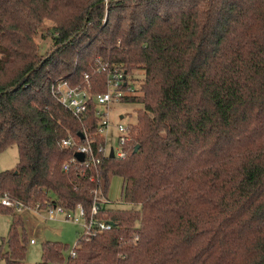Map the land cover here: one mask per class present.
Instances as JSON below:
<instances>
[{
    "label": "trees",
    "instance_id": "16d2710c",
    "mask_svg": "<svg viewBox=\"0 0 264 264\" xmlns=\"http://www.w3.org/2000/svg\"><path fill=\"white\" fill-rule=\"evenodd\" d=\"M44 21L52 48L40 57ZM96 58L142 70L136 130L123 159L63 172L74 152L59 142L95 121L92 108L85 124L71 118L49 85L81 84ZM97 75L90 89L103 92ZM10 146L0 197L25 206L50 195L87 215L90 191L104 198L121 179L125 208L97 214L109 230L79 235L72 258L45 242L37 264H264V0H0V152ZM0 211L12 216L0 262L23 264L22 222Z\"/></svg>",
    "mask_w": 264,
    "mask_h": 264
},
{
    "label": "built area",
    "instance_id": "2783aa9c",
    "mask_svg": "<svg viewBox=\"0 0 264 264\" xmlns=\"http://www.w3.org/2000/svg\"><path fill=\"white\" fill-rule=\"evenodd\" d=\"M94 69L96 74H104V90L103 92H93L88 86V75H83L82 83L70 85L69 81L63 78L54 79L49 85V92L52 98L63 108L67 114L85 124L87 112L92 108V118L95 121L94 132L92 135L86 134L85 128L82 126L80 134L81 139L68 135L59 142L62 149L73 150L74 154L78 153L82 156L81 161L71 157L62 164L61 170L67 172L70 165H79L84 168H96L104 159L108 158L109 151L112 153L111 159H123L124 151L122 147L129 141L126 126L116 125L117 136L110 139V144H107L108 139L105 138V133L108 127L105 112L100 111V107L107 108L112 103L123 102L124 99L134 95V88L127 85V73L118 65H109L107 62L96 58L94 60ZM84 79V80H83ZM94 138L101 139V144H96ZM73 154V155H74ZM90 180H92L90 178ZM98 190V191H97ZM92 195L89 212L86 215L82 207L77 204L72 209H65L60 205L46 204L44 209L45 218L54 220L57 216L63 215L67 220L69 216L74 222L81 220L82 232L80 237L86 239L94 237L99 233L109 230L110 223L97 220V214L100 204L108 203L104 198H99V189L95 187L90 191ZM0 206L10 208L14 212H19L22 209L29 208L22 203L10 200L7 196L0 197ZM38 209V205H35ZM32 244V240H28ZM76 245H73L68 253L69 257H74Z\"/></svg>",
    "mask_w": 264,
    "mask_h": 264
},
{
    "label": "rangeland",
    "instance_id": "374dc122",
    "mask_svg": "<svg viewBox=\"0 0 264 264\" xmlns=\"http://www.w3.org/2000/svg\"><path fill=\"white\" fill-rule=\"evenodd\" d=\"M106 0H104L105 2ZM51 23L44 21L40 28L37 30L33 37V43L37 47L38 56L46 55L52 48L51 36H50ZM94 64V61H93ZM88 76V86L90 84L89 79L92 76H96L93 65V70ZM98 76V75H97ZM84 80V79H83ZM127 85H131L134 88V95L127 98L125 102H117L110 104L107 108L100 107L99 110L105 112V118L108 124L105 138L108 139L107 144H110V139L117 136L116 125L126 126L127 134L129 138L134 135L136 130V115L141 112V106L137 103H131V98L139 96V85L142 81V70L136 68L127 72L126 75ZM130 141V140H129ZM132 142V141H131ZM133 143V142H132ZM17 163V151L15 146H10L0 152V172L5 170H13ZM120 188L121 179L111 176L108 180V186L104 199L108 202L110 209L122 210L125 206H122L120 202ZM53 197L50 195L44 198L45 202L49 204ZM100 198V197H99ZM43 207L38 209L33 206L26 209H22L19 212H14L17 219L22 222V228L25 233V253L23 264H37L40 262L41 246L43 243H56L61 246V254L63 259L68 257V253L75 245L76 240L82 232V222L78 220L74 222L71 216L66 220L63 215L57 216L54 220H47L45 218ZM105 217V216H104ZM97 218V217H96ZM106 218V217H105ZM98 221L104 219H98ZM12 221V216L8 212L0 211V252L6 251L5 239L9 226ZM105 221V220H104ZM19 231V229H18ZM28 240H32L33 243L29 244ZM86 241V238L83 237ZM3 264V262H0Z\"/></svg>",
    "mask_w": 264,
    "mask_h": 264
},
{
    "label": "water",
    "instance_id": "95a60500",
    "mask_svg": "<svg viewBox=\"0 0 264 264\" xmlns=\"http://www.w3.org/2000/svg\"><path fill=\"white\" fill-rule=\"evenodd\" d=\"M77 137H78L79 139L82 138L81 134H77ZM136 150H137V145H135V146L133 147L132 152L135 153ZM74 158H75L77 161H81V160H82V156H81L80 154H78V153H75V154H74ZM108 158H110V159L112 158V153H111V151H109Z\"/></svg>",
    "mask_w": 264,
    "mask_h": 264
}]
</instances>
